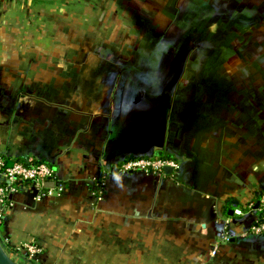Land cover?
<instances>
[{"label":"crops","instance_id":"obj_1","mask_svg":"<svg viewBox=\"0 0 264 264\" xmlns=\"http://www.w3.org/2000/svg\"><path fill=\"white\" fill-rule=\"evenodd\" d=\"M3 1L0 156L54 170L41 200L45 182L7 194V250L24 260L17 247L36 242L28 264H264V234L249 231L264 192V93L171 75L178 49L157 27L120 23V0ZM159 155L175 167L119 169Z\"/></svg>","mask_w":264,"mask_h":264},{"label":"rangeland","instance_id":"obj_2","mask_svg":"<svg viewBox=\"0 0 264 264\" xmlns=\"http://www.w3.org/2000/svg\"><path fill=\"white\" fill-rule=\"evenodd\" d=\"M7 1L2 2V7L12 4L11 0ZM120 2L115 7L126 14L120 23L130 22L133 29L156 30L157 27L159 32L164 31L162 43L178 49L179 67L170 68L171 75L187 76L201 83L226 77L229 80L226 87L233 94L264 93V0ZM105 6L100 2L96 8L102 11ZM72 10L69 12L73 15ZM29 12L37 13L38 9ZM141 36L138 43L148 44L150 37ZM192 80L185 85L189 90ZM200 87L206 93L214 88L212 84ZM7 253L17 264H28L15 253L9 250Z\"/></svg>","mask_w":264,"mask_h":264},{"label":"built area","instance_id":"obj_3","mask_svg":"<svg viewBox=\"0 0 264 264\" xmlns=\"http://www.w3.org/2000/svg\"><path fill=\"white\" fill-rule=\"evenodd\" d=\"M165 167H175V163L169 158L135 157L121 163L119 169L122 172L161 173ZM47 181L54 182V170L50 165L32 161L26 163L13 162L6 165L4 159L0 157V225L3 222L6 208L9 204L8 193L16 191L27 184L41 188V185ZM57 190H62V186L57 185ZM50 192L51 188L44 189L35 195V199L41 200ZM257 204L259 219L250 226L249 231L253 234H264V192L259 194ZM252 206L253 203H250L246 205V208L251 209ZM234 214L241 215L243 210L236 208L234 209ZM0 242L7 251L6 240L0 239ZM215 249L212 251L213 254H215ZM17 250L28 261L36 259L41 252L34 241L22 243L17 247Z\"/></svg>","mask_w":264,"mask_h":264},{"label":"water","instance_id":"obj_4","mask_svg":"<svg viewBox=\"0 0 264 264\" xmlns=\"http://www.w3.org/2000/svg\"><path fill=\"white\" fill-rule=\"evenodd\" d=\"M165 171H171L170 168H165ZM54 183L53 181H47L44 183V186L47 188L53 187ZM0 264H17L13 259L9 256L7 251L5 250L4 246L0 242Z\"/></svg>","mask_w":264,"mask_h":264},{"label":"trees","instance_id":"obj_5","mask_svg":"<svg viewBox=\"0 0 264 264\" xmlns=\"http://www.w3.org/2000/svg\"><path fill=\"white\" fill-rule=\"evenodd\" d=\"M1 158H3L4 159V161H5V164L6 165H8V162H7V159L4 157V156H0ZM149 157H159V158H164L165 156H161V155H159V156H149ZM22 163H26V162H23V161H21ZM17 252H19L18 250H16Z\"/></svg>","mask_w":264,"mask_h":264}]
</instances>
